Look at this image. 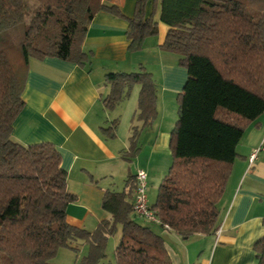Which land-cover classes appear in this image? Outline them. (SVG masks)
<instances>
[{"label":"trees","instance_id":"trees-1","mask_svg":"<svg viewBox=\"0 0 264 264\" xmlns=\"http://www.w3.org/2000/svg\"><path fill=\"white\" fill-rule=\"evenodd\" d=\"M110 0H0V258L4 264H48L58 248L87 252L76 264H99L108 237L120 226L115 264H171L163 237L132 209L134 175L121 191L105 189L101 207L110 213L93 230L67 223V173L59 151L48 141L21 144L12 138L13 120L24 106L30 59L55 57L79 66L88 24L98 12L125 17L128 52L141 50L158 33L155 14L168 26L161 49L176 54L186 80L176 94L177 118L170 131L171 163L149 206L182 238L210 235L219 227L218 204L237 146L264 112V0H137L130 17ZM142 65L132 72H108L102 99L113 109L139 85L128 161L136 157L140 130L156 117V84ZM117 120L101 131L115 136ZM150 223V222H149ZM155 224V223H153ZM255 264H264V234L255 240Z\"/></svg>","mask_w":264,"mask_h":264},{"label":"crops","instance_id":"crops-1","mask_svg":"<svg viewBox=\"0 0 264 264\" xmlns=\"http://www.w3.org/2000/svg\"><path fill=\"white\" fill-rule=\"evenodd\" d=\"M136 1L107 3L115 4L120 13L130 17ZM152 1L145 0L146 16L151 13ZM154 18L158 33L146 37L137 52L127 51L126 18L101 11L86 26L82 40V50L89 58L86 65L55 57L29 60L21 93L24 106L13 120L12 138L22 145L48 141L59 151L61 167L67 173V191L76 197L65 209L71 225L86 229L110 217L101 207L104 190L121 191L128 175H134L138 168L147 172L146 181L150 184L159 183L165 173L172 129L171 124L164 122L166 107L169 104L173 108L186 71L176 63V54L161 49L168 26L159 21V12ZM150 58L157 65L150 70L156 84L157 113L152 123L140 130V151L131 171L130 161L121 155L127 151L130 128L141 125L134 118L139 85H133L130 95L119 103L121 106L109 113L102 105L109 91L104 77L108 72H137L140 65L148 71ZM114 119L120 120L121 127L117 126L115 136L109 138L101 129ZM257 121L258 126H249L241 152L237 146L239 157L217 203L220 232L182 238L154 224L155 232L164 239L171 264H255L253 245L264 234V112ZM255 149L258 152L252 169L247 170L248 157Z\"/></svg>","mask_w":264,"mask_h":264},{"label":"rangeland","instance_id":"rangeland-1","mask_svg":"<svg viewBox=\"0 0 264 264\" xmlns=\"http://www.w3.org/2000/svg\"><path fill=\"white\" fill-rule=\"evenodd\" d=\"M151 5L153 7V1H152ZM151 11H152V9H151ZM149 37L150 36H148L147 38H149ZM147 64H148V71H149V73H151L150 72L151 69L154 70L157 67V65L152 62V58L149 59V61H148ZM183 68L186 71V68L185 67H183ZM151 77H152V75H151ZM129 95H130V93H129ZM130 97L131 96H129L127 98V100H125V101H128V99ZM174 102H173V108L169 104L167 105V107H166V113H165L166 117H165L164 122L166 124H171V127L170 128H172L174 126V123H175L176 118H177V115H176L177 114V103L174 104ZM119 103H117V105L113 109H107L108 112L109 113L110 112H114L115 108L118 107V105L121 106V104H119ZM117 118H119V117H117ZM116 120H118V119H116ZM250 125H252V124H250ZM117 126H118V129H120V127H121L120 126V120L117 121ZM117 126H116V128H117ZM249 126H247L246 130L244 131L243 137H241L242 139H241L240 143L238 144L239 147H238V150L237 151H239L241 149L243 150V148H244L245 141H246L244 137L247 136ZM262 145L264 146V139L261 142V146ZM239 152H241V151H239ZM143 156L144 155L142 154L140 160L143 159ZM135 158L136 157H134V158H132L130 160V166L131 167H129V168H131V171H133L134 168H135V166H136V165H134V163H135V160L134 159ZM170 163H171V156H169L167 165L164 166L165 169H166L164 175L167 174L168 165H170ZM164 167H163V169H164ZM250 169H252V167ZM147 183H148V189H147L146 194H147L148 202H149V204H151L155 200V196H156V193L155 192H157V186H158L159 183H154V181L151 184L149 182H147ZM136 220H139L141 222H145V221L141 220L140 218H137ZM146 224L151 225V227L154 228L155 230L157 229V226L155 227V225L153 223L147 222ZM95 226L96 225H94V226L91 225L90 227H86V229L87 228L88 229H93ZM119 232H120V226L117 225L116 232L113 233L111 236L108 237L107 243L105 245V247H106L105 248L106 257H105V259H103V261L100 264H115V260H114L115 259V257H114V248L115 247L114 246L116 245V243H117V241L119 239V236H120ZM86 247H87L86 244L80 245L78 247L79 250L77 252H74L73 250H71L69 248H66V249L65 248H58V251H57L55 257L51 261H49L48 264H76V260H78L80 257H82V256H84L86 254V252H87V248ZM4 263L5 262L2 261L1 258H0V264H4Z\"/></svg>","mask_w":264,"mask_h":264},{"label":"built area","instance_id":"built-area-1","mask_svg":"<svg viewBox=\"0 0 264 264\" xmlns=\"http://www.w3.org/2000/svg\"><path fill=\"white\" fill-rule=\"evenodd\" d=\"M259 149V148H258ZM258 149L253 150V152L248 157V167L247 170H249L252 166V162H254L256 158V153L258 152ZM147 179V172L144 169L138 168L135 171L134 174V189H133V198H132V209L133 213L136 217L140 218L143 221L159 224L160 221L157 219L158 217L154 213V210L150 208V204L148 202L147 198V189H148V183L146 181ZM164 228L168 229L166 225H164ZM220 230L216 229V234H218Z\"/></svg>","mask_w":264,"mask_h":264}]
</instances>
